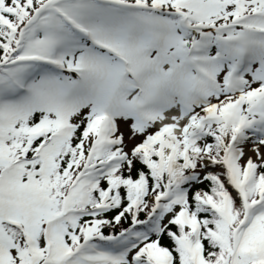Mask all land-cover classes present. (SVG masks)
Listing matches in <instances>:
<instances>
[{
  "label": "snow or ice",
  "instance_id": "obj_1",
  "mask_svg": "<svg viewBox=\"0 0 264 264\" xmlns=\"http://www.w3.org/2000/svg\"><path fill=\"white\" fill-rule=\"evenodd\" d=\"M0 264H264V0H0Z\"/></svg>",
  "mask_w": 264,
  "mask_h": 264
}]
</instances>
